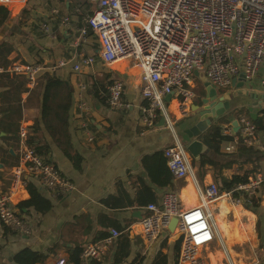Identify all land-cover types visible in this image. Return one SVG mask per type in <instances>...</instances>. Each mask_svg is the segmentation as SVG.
<instances>
[{"label": "crops", "instance_id": "crops-1", "mask_svg": "<svg viewBox=\"0 0 264 264\" xmlns=\"http://www.w3.org/2000/svg\"><path fill=\"white\" fill-rule=\"evenodd\" d=\"M84 1L87 0L61 1L62 9L49 4V12L55 22L50 29L53 37L43 38L51 45L50 52L46 51L47 45L44 47L43 63L65 56L69 60L66 66L56 69L54 73L69 82L72 94L69 117L73 125L72 148L66 153L48 134H37V138L49 147V153L43 158L56 165L73 187L64 195L51 197L47 190L36 183L40 193L49 197L50 209L42 214L32 208L19 210L29 227L27 232L12 230L0 224V264H16L14 257L24 248L46 255L36 264H54L58 255L68 260L73 250H81L87 242L101 239L111 228L120 230V235L108 246L100 261L89 260L84 264H177L180 248L177 230L170 232L164 228L151 237L134 236L126 230L130 222L149 212L145 208L149 201L160 203L164 193L155 195L139 174L146 169L152 184L165 188V191L176 192L181 208L187 209L199 203L201 190L209 181L221 188L222 181L233 175H245L247 179L262 173L264 107L255 108L254 118H250L247 104L252 103L249 96L252 92L244 85L237 84L227 90L221 88L223 93H233L231 110L220 120L212 121L197 138L205 140L216 125L222 134L224 126H231L234 119L245 116L254 125L252 147L246 148L240 143L232 150L225 151L227 139L220 147V154L210 156L214 166L202 165L200 160H193L185 152L189 165V173L185 177L176 178L169 170L170 179L167 183L155 181L153 172L163 179L157 166L161 161L156 154L175 142L181 145L186 143L184 131L197 122L196 115H191L189 108L193 103L198 104L196 94H200L202 89L200 85H195L193 98L184 103L174 93L165 96L167 117L159 115L156 125L151 129L141 128L140 108L145 100L139 92L137 79L124 84L121 95L123 107L119 110L110 109L107 86L112 76L99 60V42L94 34L88 33L90 30L83 37L77 31L84 25L82 14L90 10L88 1L89 8L84 9ZM30 5L34 4L27 0L20 11H26ZM74 6L78 7L77 12H73ZM7 9L11 19L0 27V42H11L17 38L13 30L14 21L25 25L17 22L19 11L12 14V8ZM63 16L67 17L68 22L62 26L60 21ZM23 20L26 22V19ZM43 21L49 23L50 16L49 20ZM3 55L8 59L17 57L13 51ZM82 55L93 56L95 62L90 66H82L73 74L71 65ZM14 63L21 62L11 61L0 72V86H8L0 90V193L10 194L17 207L19 201L28 197V192L25 186L12 188L10 182V169L17 161L20 146L19 136L13 130L19 124L32 126L39 119L41 90L37 88L38 77L34 86L28 87L24 83L16 91V82L24 77L7 71L9 65ZM79 82L86 86L83 92L87 106L85 112L78 111L76 106ZM251 82L253 80L247 84ZM259 94L264 95V92H257ZM84 120L89 123L90 139L80 127ZM204 153L210 155L208 150ZM185 190L191 199L185 195ZM252 199L253 204H250L244 197H239L238 203L231 197L222 196L208 205L213 238L199 249L205 264H264V184Z\"/></svg>", "mask_w": 264, "mask_h": 264}, {"label": "built area", "instance_id": "built-area-1", "mask_svg": "<svg viewBox=\"0 0 264 264\" xmlns=\"http://www.w3.org/2000/svg\"><path fill=\"white\" fill-rule=\"evenodd\" d=\"M15 1L0 0V6H16ZM87 1L90 11L82 14L84 25L77 31L83 37L90 30L99 42V60L112 76L107 86L108 107L121 109L124 84L137 79L139 92L145 100L140 108V123L144 130L153 128L159 115L167 117L164 98L168 94L174 93L183 103L193 98L194 89L188 86L200 85L194 71H203L206 80L218 89L239 76L246 83L258 78L264 87V0ZM25 3L26 0L21 6ZM77 11L78 7L74 6L73 12ZM67 22V17L63 16L60 24L63 26ZM41 27L53 37L46 23ZM68 62L66 58H59L52 64L14 63L7 71L23 75L26 86L32 87L43 71L52 73ZM94 62L93 56L82 55L72 63L71 70L78 72L82 66ZM5 68L0 66V72ZM78 84L76 106L78 111L85 112L83 92L86 86L81 82ZM237 123L235 132L230 125L221 129L222 135L228 137L225 151L240 143L246 148L252 147L253 123L244 117ZM25 127L23 124L18 126L20 146L17 161L10 169L12 188L25 186L26 180L31 179L51 197L64 195L73 184L56 165L36 154L28 145ZM80 127L90 139L89 123L84 120ZM185 154L183 145L178 142L163 150L167 167L176 178L189 173ZM263 184L264 170L223 193L209 181L201 190L199 203L187 209L181 208L176 192L165 191L160 203L149 202L145 207L149 212L130 222L126 230L134 236H155L175 217L174 229L180 233L177 264H205L199 249L213 238L208 205L222 196L231 197L238 203L242 196L247 203L253 204L252 198ZM0 224L23 232L29 228L8 193H0ZM120 233L111 228L101 239L87 242L79 253L81 264L89 260L100 261ZM66 261L58 255L54 264H66Z\"/></svg>", "mask_w": 264, "mask_h": 264}, {"label": "trees", "instance_id": "trees-1", "mask_svg": "<svg viewBox=\"0 0 264 264\" xmlns=\"http://www.w3.org/2000/svg\"><path fill=\"white\" fill-rule=\"evenodd\" d=\"M84 2L86 3L84 9L89 8L87 1ZM25 14L26 11H24L23 9L18 13L17 18L19 19ZM8 19H11L9 10L4 6H0V27L4 25ZM88 33L93 34V32L91 31H89ZM91 40L93 46H95V41H93L92 38ZM44 47L45 46H43L40 51H36L35 53V61L38 63H43L42 53ZM47 47L48 49L46 51L50 52L51 47ZM10 51L11 49L6 44V42H0V66L4 67L8 65L11 61L18 60L21 63H27L21 57H14L12 59H8L3 55ZM65 58H67V56H65ZM24 83L25 81L23 78L21 79V81L16 82V91H19L22 84ZM68 83L69 82H67L66 79L61 78L60 76H58L57 73L54 72L49 73L45 71L39 75V80L37 82V88L41 90L39 119H37L34 125L26 126L24 131L26 134V142L31 148H33L34 152L41 157L46 158V155L49 153V147L48 145L44 144L45 142H42L37 138V134H48L50 137L53 138L54 143L66 153L69 152V150L72 148L71 128L73 127V125L71 124L69 118L72 94L69 89ZM33 90L35 89H32V91ZM13 133L18 134V127L13 130ZM227 139L228 137L220 133L219 126H214L209 136L202 141L206 146L207 150L210 152V155H206V153L201 154L199 159L201 161V164H209L211 166H214L215 164L213 160L210 159V156L211 154H220V147L222 143H224ZM162 153V151L158 152L156 156H158V160L161 161L157 163V166L163 174V179H159V176L155 174V172H153V177L155 181L167 183L170 179V174L166 164V160L163 157ZM245 180V175H233L230 179L223 180L222 187H218V189L222 193L227 192L235 184L239 182H244ZM25 188L27 189L28 197L17 203L16 206L18 210H21L23 208H32L36 212L42 214L50 209L51 201L49 197H45L40 193L36 182L31 179H27ZM79 252L80 250H73L70 253L66 264H81L80 258L78 256ZM45 256L46 255L42 252H37L28 248H24L15 255L14 261L16 262V264H36L38 262H41L45 258Z\"/></svg>", "mask_w": 264, "mask_h": 264}, {"label": "water", "instance_id": "water-1", "mask_svg": "<svg viewBox=\"0 0 264 264\" xmlns=\"http://www.w3.org/2000/svg\"><path fill=\"white\" fill-rule=\"evenodd\" d=\"M194 74L197 76L200 81V87L202 92L196 94L198 96V104L193 103L190 105V114L196 115L197 122L193 127L184 131L186 136V143L183 145L184 150L188 155L193 159L198 161L200 159L201 154L207 152V148L198 137L207 126L210 125L212 121H217L222 118L226 113H228L231 109L230 100L233 98L232 92L223 93L221 89L214 87V85L210 84L204 74L203 71H194ZM237 84V86L244 85L246 89L249 88V85L244 82L243 78L239 76L237 79L232 78L230 86ZM8 86H0V90L7 89ZM252 103H248V115L250 118H254L253 110L260 109L264 107V95L263 94H249ZM246 105V106H247ZM231 126L234 131L238 129L237 120L234 119L231 122ZM141 179L150 186L152 192L155 195H161L165 192V188L152 184L149 173L146 169L142 170L141 174H139ZM242 197V196H240ZM176 223V218L173 217L169 220L166 229L170 232H173L174 226ZM177 237H179L180 233L178 232Z\"/></svg>", "mask_w": 264, "mask_h": 264}, {"label": "rangeland", "instance_id": "rangeland-1", "mask_svg": "<svg viewBox=\"0 0 264 264\" xmlns=\"http://www.w3.org/2000/svg\"><path fill=\"white\" fill-rule=\"evenodd\" d=\"M43 1V0H42ZM61 0H59L60 5H54L60 9H62L63 5L60 2ZM43 3V2H42ZM33 3L34 5H30L29 8H26V14L17 19V22H22L25 23L24 26H22L21 24L19 25V23H16L15 21L12 23L13 24V30L16 31L17 34V38L16 39H12L11 42H6V44L10 47L11 51H13V53L17 56V57H21L24 59V61L26 60V62H34L35 61V53L36 51H40L42 46H49L51 47L50 44H48V42L43 39V38H47L49 37V33L45 32L41 25L43 24V20H49V16L51 18V21H49V23H47V27L50 29L52 27V24H54V16L49 12L50 7L48 3H46L47 5H45L44 3ZM8 8V7H7ZM9 8H12L11 13L12 14H16V12H20V7L16 6H10ZM16 10V11H15ZM18 12V13H19ZM27 17V18H25ZM22 19V20H21ZM26 19V22L23 20ZM21 20V21H20ZM11 22V21H9ZM46 23V22H44ZM53 30V29H52ZM9 29L6 31L8 32ZM31 57H33L34 59H32ZM19 61V60H18ZM57 61V59H52L50 62H46V63H55ZM73 74H75V71L72 72ZM23 76V75H22ZM24 77V76H23ZM39 75L37 76L38 79ZM189 88H194L193 85H189ZM230 84L227 85L226 87L222 88L224 90L230 89ZM252 93L257 94V92L263 91L264 92V87H262L259 84V80L258 78L254 79L253 82H251L249 84V88H248ZM244 118H247L245 116H242ZM241 118V117H240Z\"/></svg>", "mask_w": 264, "mask_h": 264}, {"label": "bare ground", "instance_id": "bare-ground-1", "mask_svg": "<svg viewBox=\"0 0 264 264\" xmlns=\"http://www.w3.org/2000/svg\"><path fill=\"white\" fill-rule=\"evenodd\" d=\"M23 1L24 0H17V1H15V2H13V4H16V8L15 9H17V7H20L21 5H22V3H23ZM27 1V0H26ZM32 3H48V4H52V5H60V4H58L59 3V0H30ZM61 1H64V2H70V0H61ZM60 1V2H61ZM62 3V2H61ZM16 11V10H15ZM185 195H187V197L189 198V199H191L190 198V196H189V193L185 190ZM222 203V202H221Z\"/></svg>", "mask_w": 264, "mask_h": 264}]
</instances>
